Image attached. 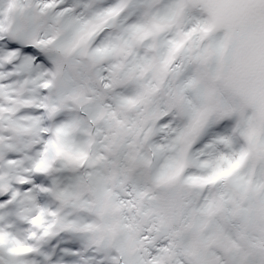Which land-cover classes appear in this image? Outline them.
I'll return each instance as SVG.
<instances>
[{
    "label": "snow or ice",
    "instance_id": "1",
    "mask_svg": "<svg viewBox=\"0 0 264 264\" xmlns=\"http://www.w3.org/2000/svg\"><path fill=\"white\" fill-rule=\"evenodd\" d=\"M0 264H264V0H0Z\"/></svg>",
    "mask_w": 264,
    "mask_h": 264
}]
</instances>
